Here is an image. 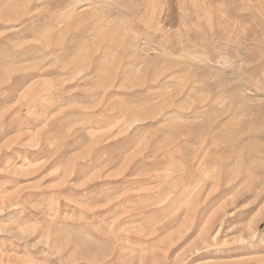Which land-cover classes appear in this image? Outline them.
Instances as JSON below:
<instances>
[{
  "label": "rangeland",
  "instance_id": "374dc122",
  "mask_svg": "<svg viewBox=\"0 0 264 264\" xmlns=\"http://www.w3.org/2000/svg\"><path fill=\"white\" fill-rule=\"evenodd\" d=\"M0 264H264V0H0Z\"/></svg>",
  "mask_w": 264,
  "mask_h": 264
},
{
  "label": "bare ground",
  "instance_id": "6f19581e",
  "mask_svg": "<svg viewBox=\"0 0 264 264\" xmlns=\"http://www.w3.org/2000/svg\"><path fill=\"white\" fill-rule=\"evenodd\" d=\"M6 114H9V111H6Z\"/></svg>",
  "mask_w": 264,
  "mask_h": 264
}]
</instances>
